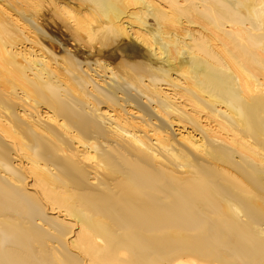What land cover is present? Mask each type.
I'll return each instance as SVG.
<instances>
[{
  "label": "bare ground",
  "instance_id": "1",
  "mask_svg": "<svg viewBox=\"0 0 264 264\" xmlns=\"http://www.w3.org/2000/svg\"><path fill=\"white\" fill-rule=\"evenodd\" d=\"M0 264H264V0H0Z\"/></svg>",
  "mask_w": 264,
  "mask_h": 264
}]
</instances>
